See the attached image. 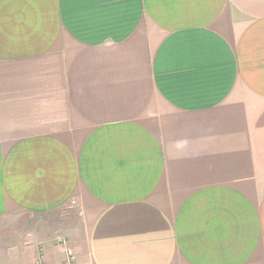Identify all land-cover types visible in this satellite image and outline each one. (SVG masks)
<instances>
[{"label":"crops","instance_id":"obj_1","mask_svg":"<svg viewBox=\"0 0 264 264\" xmlns=\"http://www.w3.org/2000/svg\"><path fill=\"white\" fill-rule=\"evenodd\" d=\"M0 264H264V0H0Z\"/></svg>","mask_w":264,"mask_h":264},{"label":"rangeland","instance_id":"obj_2","mask_svg":"<svg viewBox=\"0 0 264 264\" xmlns=\"http://www.w3.org/2000/svg\"><path fill=\"white\" fill-rule=\"evenodd\" d=\"M78 211L73 204L55 213L41 216L18 214L13 218H5L0 221V234L9 237L20 235L21 232L35 233L37 236H52L55 231H59L63 226L71 225L79 227Z\"/></svg>","mask_w":264,"mask_h":264},{"label":"built area","instance_id":"obj_3","mask_svg":"<svg viewBox=\"0 0 264 264\" xmlns=\"http://www.w3.org/2000/svg\"><path fill=\"white\" fill-rule=\"evenodd\" d=\"M64 264H75V257L71 253V251H67L66 253V261Z\"/></svg>","mask_w":264,"mask_h":264}]
</instances>
